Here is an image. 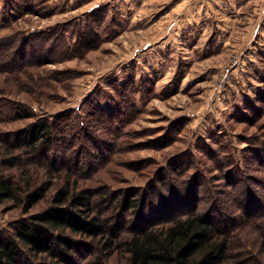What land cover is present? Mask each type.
<instances>
[{
    "label": "rangeland",
    "instance_id": "obj_1",
    "mask_svg": "<svg viewBox=\"0 0 264 264\" xmlns=\"http://www.w3.org/2000/svg\"><path fill=\"white\" fill-rule=\"evenodd\" d=\"M154 5L141 13L130 0H0V44L12 47L0 65L16 49L30 61L0 66V179L25 192L49 186L31 208L0 203V235L68 184L113 215L128 188L169 183L185 204L183 185L203 182L205 203L225 200L238 216L224 264H264V212L246 221L237 211L247 193L264 200V44L211 41L196 26L162 41L156 20L169 6ZM41 120L52 123L50 138L13 150L17 132ZM125 257L119 249L106 262Z\"/></svg>",
    "mask_w": 264,
    "mask_h": 264
},
{
    "label": "trees",
    "instance_id": "obj_2",
    "mask_svg": "<svg viewBox=\"0 0 264 264\" xmlns=\"http://www.w3.org/2000/svg\"><path fill=\"white\" fill-rule=\"evenodd\" d=\"M91 35L84 37L87 42ZM11 48L0 44V55ZM16 51L0 66L30 63L28 55H14ZM30 116L27 111L15 113L16 119ZM51 125L49 120L34 122L19 130L16 144L10 145L13 150L25 146L36 151L50 138ZM174 172L182 174L180 165ZM195 184L183 185L185 204L176 185L169 183L160 190L128 188L116 201L113 215L86 194L89 189L72 192L68 184L55 191L49 207L17 221L12 234L0 235V264H108L106 259L119 249L126 256L124 264H224L232 255L238 216L224 212L225 200L205 203L199 191L203 182ZM29 190L12 178H1L0 203L15 200L31 208L47 196L49 186ZM167 196L176 199L167 205ZM239 200L237 211L246 221L263 214L264 200L249 198L248 193Z\"/></svg>",
    "mask_w": 264,
    "mask_h": 264
},
{
    "label": "crops",
    "instance_id": "obj_3",
    "mask_svg": "<svg viewBox=\"0 0 264 264\" xmlns=\"http://www.w3.org/2000/svg\"><path fill=\"white\" fill-rule=\"evenodd\" d=\"M156 1L155 4L150 0H130V4L134 11L141 13L152 9L154 4L157 12L169 6L166 15L156 20L160 32L156 36L162 41L174 38L176 33L180 34L187 27L196 26L201 27V35L204 34L205 39L210 38L211 41L231 45L251 43L260 47L264 44V0ZM89 9L94 10L92 7ZM140 24V31H144L148 22L140 21Z\"/></svg>",
    "mask_w": 264,
    "mask_h": 264
}]
</instances>
